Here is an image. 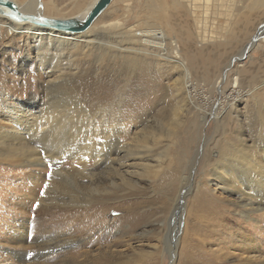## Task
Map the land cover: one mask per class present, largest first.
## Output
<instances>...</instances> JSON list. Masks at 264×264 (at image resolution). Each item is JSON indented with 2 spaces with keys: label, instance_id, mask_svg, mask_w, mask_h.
<instances>
[{
  "label": "rangeland",
  "instance_id": "1",
  "mask_svg": "<svg viewBox=\"0 0 264 264\" xmlns=\"http://www.w3.org/2000/svg\"><path fill=\"white\" fill-rule=\"evenodd\" d=\"M93 1L47 6L41 0L42 15L70 18ZM226 1L237 16L231 30L221 33L220 22L212 19L217 12L196 23L187 0H115L90 29L93 39H111L113 46L124 38L121 33L163 30L181 46L191 74L187 89L171 61L137 52L112 51L97 64L69 46L61 52L51 46L48 62L41 63L48 38L40 44L35 33L49 30L12 32L7 20L0 19L3 126L12 128L8 113L33 121L52 102L65 106L80 95V105L92 115L100 105L115 109L120 118L115 136L130 147V152L113 155L121 161L115 164L117 173L92 162L88 168L94 176L77 183L51 167L0 164V180L6 181V189H0V264H254L237 255L241 245L251 246L248 235L264 252V212L251 214L258 218L255 228L235 209L238 199L212 198L206 182L211 162L236 145V138L255 145L264 124V44L254 41L264 34V3ZM200 31L220 35L201 44ZM250 46L249 57L233 66V59ZM53 58L63 60L60 67L67 78L59 90L46 88L48 80L59 77L51 68ZM129 67L135 70L132 77L122 71ZM236 77L242 95L238 100L229 96ZM88 84L94 87L90 95L83 93ZM72 161L62 164L65 175L75 165ZM14 201L21 207L15 209ZM207 201L222 209L220 217L202 210ZM95 211L102 212L103 224L87 221ZM243 234V243H236Z\"/></svg>",
  "mask_w": 264,
  "mask_h": 264
},
{
  "label": "bare ground",
  "instance_id": "2",
  "mask_svg": "<svg viewBox=\"0 0 264 264\" xmlns=\"http://www.w3.org/2000/svg\"><path fill=\"white\" fill-rule=\"evenodd\" d=\"M13 1L17 3L23 13L42 15L43 6L41 0H24V2H22V0ZM187 2L189 9L195 17L196 23H204L207 15H214L217 12L212 19L220 22V33L223 30H231L233 26L232 20L237 16V14H235L237 9L231 8L226 0H187ZM249 2L254 3L256 6H260L264 3V0H249ZM232 5L234 4H231V6ZM240 8H242V6ZM219 18H222L223 20H220ZM0 19L7 20L8 23L6 25L12 32L20 31L31 33L33 30H39L38 27L36 28V26L29 23H14L1 16ZM230 24H232V26ZM90 29L83 34L71 35L69 37H63L61 34L65 33L51 29H44L49 31H40L38 34L35 33V35L38 36L37 42L40 44H44L42 43V40L48 38V46L41 50L39 58L40 62H48V56H50V54L47 52L50 50L51 46H55L60 52L69 46L72 49L78 50L81 54H85V56L92 57L97 64H100L105 60L112 51H115L116 54L118 53L119 55L137 52L142 56L150 55L153 59L159 61L162 59L169 62L171 61L175 65L173 66L174 69H177L181 72L180 74L183 75V80L181 79L183 81L182 87L186 89L188 86L189 88L191 87V82L189 83L191 74L183 60L181 46L176 40H169L163 30H151L152 33L150 31L135 34L132 32L121 33L124 38H120V42L116 47L113 46L114 44L112 45L111 43H108L111 39L108 42H101L96 41L98 39H93V36L91 35L92 31ZM228 31H226V33ZM200 32L199 38L201 44L210 42L211 40H214L217 35H220L219 33L208 35V33L205 34L202 31ZM254 41L255 45H257L259 41L264 44V34L256 38ZM124 43L125 45H123ZM253 48V46L247 47L242 55L235 57L232 61L233 66L237 62L249 57L248 54H250L251 49ZM57 56L60 57L62 55L61 53L55 54L54 57ZM62 61L63 60H60V58H53V62L50 63L53 64L51 67L54 68L53 71L59 73V77L56 76L57 79L53 81L48 80L46 83V88L48 90H59L60 86L67 83L65 69L60 67ZM132 69L133 68L129 67L122 71L125 76L132 77L135 72V70L132 71ZM239 71L240 70L238 69L237 72ZM137 76L138 75H134V81L137 79ZM142 82L144 81L142 80ZM179 82L180 80H176V83ZM96 84L97 83H95V86ZM237 84L238 77L234 79L233 91L229 94L230 97L236 100L241 99L242 97L241 91L237 88ZM93 88L88 84L87 87L82 90L84 94L86 93L87 95H90L91 92H93ZM104 95L106 96V94ZM80 98L79 95L74 100L70 99L69 103L65 106L56 105L57 103L54 104V102H52L53 104L51 103L48 105L44 114L33 119V121L17 119L8 113L9 116L6 118L8 123L12 125V128L3 126L0 123V164L28 163L31 167H37L40 165L51 167L55 174L65 176L73 183H77V180L79 179H87L88 176H94L92 172L93 170L90 169V167L88 168L89 163L92 162L98 166V168H109V171L117 173L118 170L114 167L115 164H120L121 161H118L113 155L117 156L121 151L130 152L128 144H124L121 139L117 140V137L115 136L116 129L119 128L115 129L114 126L116 125L115 122L120 119L119 115L114 112L115 109L112 106L103 108L102 105H100L97 112L92 115L88 108L80 105ZM132 111L129 113L132 114ZM165 131L166 130L162 133ZM261 131L262 134L259 135L255 141L256 144L253 146L248 144L249 142L247 139L236 138V145L231 144V147H228L229 149L222 152L217 160H213L211 162L213 167L212 171H207L206 173L210 178L206 181L208 184L207 186L214 193L212 198L220 199L223 202L229 197H231V199L234 197L233 200L238 199V204L240 205H236L235 209L238 210V214L242 219L252 221L254 227L257 225L258 218L256 217L252 219L251 214L257 212L260 214L264 212V124L261 126ZM166 135L169 136V133ZM67 158L72 159V162H74L75 165L73 164L74 166L71 169V172L65 175L61 171V166ZM5 182L6 181L1 182L0 180L1 190L6 189ZM32 193L37 192L33 190ZM215 194H218V198L215 197ZM36 196L37 195H35L34 198H36ZM12 203L15 209L21 207L17 201ZM72 203H74V201H72ZM207 203L209 202L201 203L203 204L202 210L207 211L214 217V219L215 217H220L222 209L211 206L209 207ZM102 212H93L92 216L87 219V221L96 220L103 224V221H101L103 218ZM90 226L93 228L92 225ZM89 229L90 228L85 229V232H88ZM245 237L246 236L243 234V236L237 238L235 242L243 243V238ZM248 241H250L251 246L245 247L241 245L239 248L240 253L237 255V258H239L240 261L264 264L263 249L256 246L252 236L248 235ZM209 263L211 262L209 261ZM214 263L220 264L216 262ZM200 264H207V261Z\"/></svg>",
  "mask_w": 264,
  "mask_h": 264
},
{
  "label": "water",
  "instance_id": "3",
  "mask_svg": "<svg viewBox=\"0 0 264 264\" xmlns=\"http://www.w3.org/2000/svg\"><path fill=\"white\" fill-rule=\"evenodd\" d=\"M114 0H94L90 7L76 16L60 19L39 14L23 13L13 0H0V16L14 23H29L38 28L51 29L69 35L87 32Z\"/></svg>",
  "mask_w": 264,
  "mask_h": 264
},
{
  "label": "crops",
  "instance_id": "4",
  "mask_svg": "<svg viewBox=\"0 0 264 264\" xmlns=\"http://www.w3.org/2000/svg\"><path fill=\"white\" fill-rule=\"evenodd\" d=\"M88 0H44L47 6H79Z\"/></svg>",
  "mask_w": 264,
  "mask_h": 264
}]
</instances>
